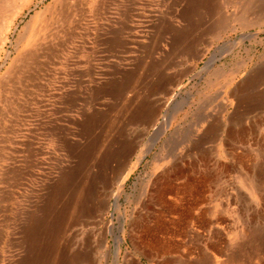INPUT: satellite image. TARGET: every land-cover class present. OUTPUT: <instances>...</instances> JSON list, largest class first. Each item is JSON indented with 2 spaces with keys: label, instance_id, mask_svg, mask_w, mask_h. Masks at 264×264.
<instances>
[{
  "label": "rangeland",
  "instance_id": "1",
  "mask_svg": "<svg viewBox=\"0 0 264 264\" xmlns=\"http://www.w3.org/2000/svg\"><path fill=\"white\" fill-rule=\"evenodd\" d=\"M239 2L0 0V264H32L40 208L71 170L107 175L112 165L100 169L97 147L111 140L130 142L129 163L148 149L120 189L93 184L99 200L61 228L57 250L89 249L85 264H114L112 234L96 246L110 225L116 235L124 227L116 264H179L201 253L264 264V21L240 26ZM42 9L53 12L51 35L27 46L26 22ZM220 17L227 26L217 34ZM141 104L152 116L130 113ZM209 123L219 139L201 142ZM203 166L199 184L190 178ZM53 199L59 206L67 196Z\"/></svg>",
  "mask_w": 264,
  "mask_h": 264
},
{
  "label": "bare ground",
  "instance_id": "2",
  "mask_svg": "<svg viewBox=\"0 0 264 264\" xmlns=\"http://www.w3.org/2000/svg\"><path fill=\"white\" fill-rule=\"evenodd\" d=\"M238 4H239V6L233 3V7L237 11L234 13L233 17H234V20L240 26L247 27V26L259 25L264 21V12H263V8H262L264 5V0H240V2ZM254 5L262 6V7H260L259 9L255 10V11H252V8ZM64 7H65V2H62L61 7H59L60 11L62 9H64ZM66 8L67 7H65V9ZM71 8H73V7H71ZM45 11H46L45 9L37 11L35 13V15H33L32 18H30L26 22V25L27 24L29 25V23H30V28H29L28 34L25 37V43L27 44V46H29L28 44H31L35 40V38L39 39L41 37H50V35H51L50 24H51L53 12H49L48 14H46ZM80 16H81V14H80ZM36 17H37V19H36ZM70 18H74V17H70ZM60 25H62V23ZM226 26H227L226 25V19L223 17L222 18L220 17V19L217 21L216 25H214V27H212L211 30L213 29V31H215L218 34V31L221 28H225ZM261 29L262 28H260L259 30H261ZM51 45H52V43H51ZM58 45H59V43H58ZM52 50H54V49H52ZM24 52H26L25 56H27V57L33 55L32 51H24ZM7 69H8V67H7ZM227 71H225V73ZM8 73H9V71H8ZM162 80L163 79L161 77H158L157 79H155V81H156L155 87L156 88L158 87V85H160L162 83ZM130 113L133 116H135V118H138V120H143L145 118L152 116V114L154 113V109L150 105L141 104V105H138L137 108L130 110ZM223 126H224V124H223ZM221 128H222V126H221ZM221 132H222V130H221ZM3 135H4V133H3ZM215 135H217L216 134V126L212 125V123H209L207 125L206 135H204L200 141L201 142H205L208 140L209 141H215V140L217 141V139H216L217 136L215 137ZM217 138L219 139V137H217ZM192 142H193V144H192L193 148H197L196 149V152H197L198 151V147L196 145L197 143H196V141H192ZM100 145H102V146H100ZM100 145H98V147H97L98 153H99V156L97 158L99 160L98 162L101 163L100 169L103 168V170H104L105 167H108L111 164L112 166L110 167V171L108 170L109 171L108 174L106 173L107 175H103V176L99 175V173L90 174L91 172L88 173V171H87L85 176H83L80 173L82 170L77 172L78 169L77 170L74 169V171L71 170V173H69L65 176V177H67L65 180V183H63L60 186H57V188L55 189V191L51 195L52 197L51 196H49L50 198L48 197L50 200H48L43 205V208H40V210L42 209L40 212L41 214L38 217L36 216L37 218L35 217L36 219L34 220V223H32L33 225L31 224V234L34 236L33 237L34 248L35 247L37 248L36 249L37 251L35 252V254L33 256V261L31 262L32 264H85L89 259L88 258V256L90 255L89 249H85L83 251H77L76 250V251H73L71 253L69 252L70 254L67 253L65 250L59 251L56 249L55 241H56V239H58L59 232H60L61 228L64 226L66 227V225H68L70 223H78L80 217L84 213H86V214L90 213V211H91L90 203L92 204V203H94L95 200H99L98 195L95 194V192L93 191V184L95 182H97L103 178H104V180L110 179L111 181H113L114 183L117 184V187H118L117 189H120L124 180L128 176V174L131 172V170L133 168H135L137 166L139 160L141 159L143 154L148 149V147L146 145L141 150L137 151L138 153L136 154V158L129 163V162H126V159H125V156L130 149V142L129 141H118V142L114 143L111 140V141H108L106 144L103 143ZM199 152H200V157H201L202 161H205L204 160L206 158L205 154L201 150ZM113 161L115 162L114 165H113ZM105 171H107V170H105ZM100 174H102V173L100 172ZM208 175H209V170L205 166H203L199 171V175L194 176V174H191L192 178H190V179L199 183V184H203L204 181L207 179ZM255 175L249 174L248 176L245 177V181H246L245 183H247L253 191L256 189L258 190V182H257L258 178L256 179ZM171 187L176 192L179 189L178 185L171 186ZM260 187H261V185H260ZM63 194L67 196V199L65 200V202L60 203L59 206H57L56 204H53V200H54L53 198H55V196L58 197V196L63 195ZM110 196H112L114 198L113 205L115 207H118V201H117L118 190H116V192L111 193ZM108 199L109 198H107V201H108ZM29 221H30V219H29ZM28 227H30V225ZM248 228L246 230H248ZM120 231H121V233L116 235V234H114L112 227L110 225L106 226L104 228V230L101 232V236H100L99 240H97V245H96L97 248H102V247L107 246V239H108L107 234L108 233L112 234V237H113L114 243H115L114 264H116L118 262L119 254L121 251L120 243L124 239V227H122ZM252 240H253V237H252ZM260 251L255 250L254 254L257 253V255H258ZM239 253H240V251H239ZM262 255H264V251H263ZM251 257H253V255ZM255 258H257V257H255ZM241 259L242 258L240 257V255H238V253H233L232 255L228 256L226 263L227 264H241V261H242ZM90 262H91V260H90ZM226 263L225 262L223 263L222 261H220L219 257H217L216 255H214L213 258H211L209 255H207L205 253H201L199 256H196L195 258H193L191 260H187L186 262L185 261L180 262L179 264H226Z\"/></svg>",
  "mask_w": 264,
  "mask_h": 264
}]
</instances>
